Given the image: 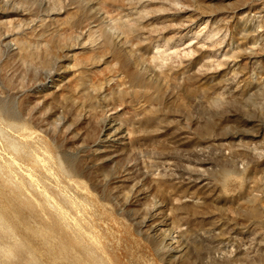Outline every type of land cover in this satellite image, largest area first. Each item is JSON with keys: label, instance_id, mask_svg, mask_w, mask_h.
<instances>
[{"label": "rangeland", "instance_id": "rangeland-1", "mask_svg": "<svg viewBox=\"0 0 264 264\" xmlns=\"http://www.w3.org/2000/svg\"><path fill=\"white\" fill-rule=\"evenodd\" d=\"M0 264H264V0H0Z\"/></svg>", "mask_w": 264, "mask_h": 264}, {"label": "bare ground", "instance_id": "bare-ground-1", "mask_svg": "<svg viewBox=\"0 0 264 264\" xmlns=\"http://www.w3.org/2000/svg\"><path fill=\"white\" fill-rule=\"evenodd\" d=\"M112 126H113L112 122H108V121H107L105 127H106V128H109V129H106V130H110V129L112 128ZM114 132H116L117 135H120V134H122L123 130H122L121 127H120V128H116V130H115ZM109 133H110V131H109ZM121 136H122V135H121ZM166 223H167V222H166ZM166 225H167V224H166ZM160 226H161V225H160ZM157 227H158V226H157ZM174 238H175V237H174V233H173L172 229H168L167 232H166V234H165V238H164L163 240H166V241L170 240V242H171V241H173Z\"/></svg>", "mask_w": 264, "mask_h": 264}]
</instances>
